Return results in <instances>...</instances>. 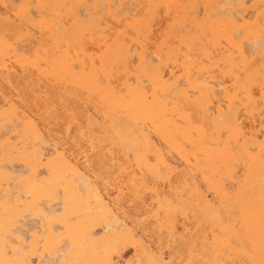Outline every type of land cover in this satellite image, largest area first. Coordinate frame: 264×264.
I'll use <instances>...</instances> for the list:
<instances>
[{
    "label": "bare ground",
    "instance_id": "bare-ground-1",
    "mask_svg": "<svg viewBox=\"0 0 264 264\" xmlns=\"http://www.w3.org/2000/svg\"><path fill=\"white\" fill-rule=\"evenodd\" d=\"M136 1L0 0V83L33 71L106 122L74 155L3 99L0 264H264V0Z\"/></svg>",
    "mask_w": 264,
    "mask_h": 264
},
{
    "label": "rangeland",
    "instance_id": "rangeland-1",
    "mask_svg": "<svg viewBox=\"0 0 264 264\" xmlns=\"http://www.w3.org/2000/svg\"><path fill=\"white\" fill-rule=\"evenodd\" d=\"M134 2L144 8L140 1L134 0ZM247 7H251V4ZM162 20L161 17V23L158 22L160 25H155V31L160 29L158 27H162ZM32 46L30 45L29 48ZM4 98L16 102L35 119L46 141L66 148L74 155L84 143L79 138V130L90 132L95 137H101L106 127L103 118L104 108L96 98L79 88L56 82L51 78H43L33 71L22 73L16 69L15 78L10 81L9 85L0 83V110H2ZM11 161L14 167L21 166L18 157H14ZM112 170V167L106 163L100 169L96 166L89 169L91 181L109 200L116 194V188L109 177ZM119 217L126 223L132 221L126 209L119 211ZM26 221L31 220L26 219ZM147 237L151 245L155 246L153 237L150 234Z\"/></svg>",
    "mask_w": 264,
    "mask_h": 264
}]
</instances>
